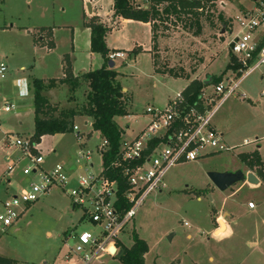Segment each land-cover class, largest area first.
Masks as SVG:
<instances>
[{
  "label": "rangeland",
  "instance_id": "374dc122",
  "mask_svg": "<svg viewBox=\"0 0 264 264\" xmlns=\"http://www.w3.org/2000/svg\"><path fill=\"white\" fill-rule=\"evenodd\" d=\"M63 1L0 0V28L4 26V18H11V23L28 28L70 24L78 30L80 24L77 6L68 7ZM60 5L65 7L64 13L59 12ZM252 5L253 0H228L225 13L221 10L217 12L222 16L224 23L213 19L211 25L208 21L202 20L206 22V30H201L197 37L193 36L196 28L187 30L183 27L184 20L180 22L173 18L171 22H167L170 24L159 25L161 28L159 31L164 37L175 39L166 46L168 49L166 52L169 53L160 62L162 68L166 67L164 71L166 77L153 75L146 54H140L134 63L127 62L125 66L120 64L122 76L119 81L128 91V95H125L127 116L116 118L115 122L119 129L125 132V136L122 134L124 138L137 134L147 125L146 107L162 108L164 100L184 90L193 75L197 76V72L200 81L206 80L208 76L222 79L224 66L226 68L231 60L228 48L230 37L227 34L231 21L228 17L237 18L241 11L251 8ZM94 19L100 23L98 19ZM113 26L114 24L111 23L110 27ZM132 27L125 26L122 33L124 37L117 38L116 45L123 46V49H133V45L146 44L145 30ZM222 30L225 31L224 34L220 33ZM54 34L55 36L51 34L50 37H54L55 45L49 48L47 54L41 52L48 48L46 39H43L46 43L43 47L38 40L37 46L41 50L33 52L30 40L17 37L11 32L5 33L0 29L1 61L5 62V53L8 51L13 52L14 56L11 63L7 60L8 74L0 81V195H3L7 180H10L7 191L10 195L18 193L30 184V180L21 174L25 162L16 164L12 172H7L10 166L8 159L18 156L16 149L9 147L7 136L12 134L19 138L31 137L29 136L33 130L31 78L32 76L39 79L53 78L58 71L59 56L68 52V44L72 38V34L62 29ZM159 35H161L159 32L155 34V36ZM16 43L21 47L16 48L19 46ZM54 49L56 50L51 52ZM203 52L204 54L201 55ZM96 56L99 59L98 55ZM98 62L97 60L93 63L94 70L98 68L96 67ZM201 62H203L202 66H200ZM213 62L215 63L212 64ZM119 63L122 62L116 59V66H120ZM209 65L211 66L207 72ZM22 66L25 68L24 72L19 71ZM174 74L178 77H170ZM189 75L190 78L186 79L185 77ZM237 80L239 78L235 79ZM153 84L155 88L152 87ZM211 86L209 85L208 91H211ZM85 92L86 88L81 84L75 95V102L79 107L85 103ZM262 92L264 93V66L240 81L236 93L220 104L211 120L218 133L223 131L226 134L227 131L231 140L238 146L227 153L170 168L164 176L165 188L162 192L148 195L132 222L126 226L120 236L122 246L128 248L131 245L134 232L147 244L145 264H264V224L258 236L259 246L254 249L250 244V240L255 236L252 228L247 227L241 233L236 232L230 239L217 240L211 235L213 230L211 217L214 215L212 208H218L221 202L227 205L226 211L232 207V203L239 202L244 209L240 211L242 216L250 219L261 218L264 221V183L257 187L249 185L229 198V195L238 188V184L225 192H219L208 178V174L217 172L215 171L218 170L217 168L240 167L241 162L237 155L248 152L250 154L257 145L262 147L261 155L264 158V94L262 95ZM54 93V100L60 105L66 103L70 96L65 87ZM4 99H9L8 102L14 106L9 113L3 111ZM19 120L22 121V125L18 124ZM86 123L91 124L90 121L77 117L74 125L82 133L81 138L86 148L93 152V172L97 173L100 169V158L94 152L102 145L103 140ZM226 138L225 135L224 143ZM244 139L250 144H242ZM38 150L45 158L44 168H50L55 163L66 165L60 156L75 157L78 142L74 133L47 136L40 141ZM248 202L256 206L255 211L248 212ZM81 216V209H73L68 196L59 190H53L31 205L21 218L0 236V256L15 260L17 264H66L64 255L68 247H73L70 234L91 230L88 223L80 221ZM219 217L221 214L217 218ZM215 227L217 228V224ZM220 234L221 231L216 232V235ZM92 264L122 263L103 255L100 260Z\"/></svg>",
  "mask_w": 264,
  "mask_h": 264
},
{
  "label": "built area",
  "instance_id": "2783aa9c",
  "mask_svg": "<svg viewBox=\"0 0 264 264\" xmlns=\"http://www.w3.org/2000/svg\"><path fill=\"white\" fill-rule=\"evenodd\" d=\"M188 1L213 5L218 12L225 13L228 0ZM141 2L138 6L142 9L150 5L149 0ZM228 19L231 21L227 33L231 60L221 81L212 84L211 91H208L209 86L204 87L194 102L183 92H178L162 108L146 107L147 125L132 136L124 138L125 133H122L118 153L111 164L112 168L120 169L126 186L121 196H118V183L103 174L102 157L108 149L105 140L94 152L100 158V169L94 173L93 152L86 148L76 125L72 127L78 142L74 169L62 163L44 168L45 158L40 154L38 144L32 143L30 137L9 134L8 145L16 149L18 156L8 159L7 172L25 162L21 174L30 180V184L1 203L0 236L31 205L51 191L59 190L71 199L73 209H81L80 221L91 227L90 231L70 234L73 247H68L64 255L66 264H92L103 255L114 258L110 249L116 252L121 248L120 236L126 226L148 195L162 192L165 188L163 179L170 168L232 151L234 148L224 143L222 134L213 128L211 120L220 104L236 93L240 81L264 66V0H253L251 8L241 11L237 18ZM123 57V53L114 52L109 55V60ZM6 75L7 66L0 59V81ZM236 78L239 80L235 81ZM13 109V105L6 103L3 111L9 113ZM247 206L253 209L255 205L249 202Z\"/></svg>",
  "mask_w": 264,
  "mask_h": 264
},
{
  "label": "trees",
  "instance_id": "16d2710c",
  "mask_svg": "<svg viewBox=\"0 0 264 264\" xmlns=\"http://www.w3.org/2000/svg\"><path fill=\"white\" fill-rule=\"evenodd\" d=\"M149 2L150 5L147 9H142L136 4V0H113V17L149 23L152 25L153 33L161 32L159 31L161 29L159 25L166 26L170 24L167 22H171V19L176 18L180 22L184 20L183 27L185 29L192 30L196 28L193 33L195 37L198 36L201 30H206V22L204 21H208L211 25L213 19L224 23L222 16L219 13L217 14L218 11L215 7L206 3L202 4L188 0H149ZM85 27L90 31V52L101 56L105 63L98 70L74 78L69 58L68 56L64 57V78L59 80L58 83L69 87V100H71L80 83L85 85V103L80 107L60 110L57 107H52L43 96V92L46 89L53 88L56 81L50 80L45 85L43 81L33 79L31 87L34 129L30 138L32 143L39 144L44 136L72 133V127L77 117L90 121L92 131L98 133L101 139L108 144V149L102 157L104 177L118 183V196H121L126 186L122 181L120 169L112 168L111 164L115 161L123 133L117 126L115 119L127 116V111L125 108V94L122 92L123 88L117 80L119 73L114 69H108L110 51L106 47L105 36L111 30V27L97 23L94 18L85 22ZM163 29L167 30L166 27H163ZM156 38L157 36L154 35V42ZM132 54H136V50H133ZM155 65L157 64L155 63ZM229 68V65H227L225 71ZM171 77L177 78L178 76L174 74ZM211 78L210 85L221 81V78ZM204 87L206 86L201 81L192 80L184 89L183 95L189 101L194 102ZM237 157L241 164L261 176L264 183L263 164L257 151L250 154L242 153ZM121 248L124 250L122 257L119 259L122 264H145L144 255L147 253L148 247L143 240L138 238L136 233L132 234V245L129 248L121 245ZM0 264H17V261L0 256Z\"/></svg>",
  "mask_w": 264,
  "mask_h": 264
},
{
  "label": "crops",
  "instance_id": "0c3cea01",
  "mask_svg": "<svg viewBox=\"0 0 264 264\" xmlns=\"http://www.w3.org/2000/svg\"><path fill=\"white\" fill-rule=\"evenodd\" d=\"M27 1H30V0H27ZM57 2H58V0H57ZM63 2H65L66 6H68V7L73 6V5L77 6L76 10H78V13H79V24H80L78 30H75L74 27L70 24H66V25L51 24V26H37V27L31 26L28 28L27 26H24V25L19 26V24L11 23V21H12L11 18H7V19L4 18V22H3L4 26L2 28H0L5 33L11 32L12 34H15L17 37L30 40V45L32 47L33 52H36L37 50H41V48L39 49L37 46V45H39L37 43V41L39 40L40 45L43 47L46 44L43 39H46V41H47L46 45L48 48L41 50V52L47 53V54H49V48L53 47V44L55 45L54 37L53 36L50 37L51 34H53L55 36L54 33L59 31L60 29H62L66 33L72 34V38L70 40V43L68 44L69 45L68 52L61 54L59 56V59L57 61L58 71H57V73H55V76L53 78L52 77H42L41 79L32 76V78H31V82L33 79H38V80L43 81L45 83V85H47L48 81H50V80L56 81V84L53 88L46 89L43 92V96L46 98V100L49 102V104L52 107H57L58 110H60V109L75 108L76 106H78L77 102H75V95H76V92L79 91L80 85L83 83H80L78 89L75 91L74 95H72L71 100H69L70 96L67 98L66 103L60 105V104H57L54 100V94H55L54 92L56 90L60 89L61 87L67 88L68 94H69V87L65 84L58 83L59 80H62L64 78L63 68L65 65V62H64L65 56H68V58H69V62H70L71 68H72V70H71L72 76L74 78H79L84 74H87L91 71H94L93 67H95V66L93 65V63H95L97 60L99 61L98 66H96L98 68H95V70L100 69L105 63L104 60L101 58V56H99L98 54H93L90 52V31L88 28L85 27V22H87L88 20H90L92 18L98 19L100 24H103V25L110 26L111 23L114 24V26L111 28V30L105 36V44H106L107 49L110 51V54H112V52L113 53L114 52H121L124 54V57L119 59L120 62H122V63H119V65L121 64L122 66H125L127 62L129 63L132 61L134 63L136 58L140 54H146L150 60L151 70H152L153 75H160L162 77H166L165 72H164L166 67L162 68L160 65V62L162 60H164L165 55L169 53V52H166V50H168L166 46H169L171 43H173L172 41L175 39L166 38L162 35V32H159V33H161V35L157 36V38L154 42L153 37L158 32L153 33L151 24L135 22L132 20L118 19V18L113 17V0H64ZM141 3H142L141 0H136L137 5H140ZM87 6L90 7L91 13L87 12ZM147 7L148 6H143L144 9H147ZM58 10H59V12L64 13L65 7L60 5ZM132 25L135 27H132ZM125 26H130V27L135 28V29L140 28V29L145 30V32L147 34L146 44L133 45L134 46L133 49H131V48L123 49V46L120 47V46L116 45L115 40L117 38L123 39V37H124V34H122V33H123ZM16 44L19 45L16 48L21 47L19 43H16ZM134 49L137 50V53L135 55L130 54L131 51H133ZM55 50L56 49L51 50V52L55 51ZM203 54H204V52L201 55H203ZM96 55H98L99 59L96 58L97 57ZM13 57H14L13 52L8 51L5 53V62L3 61V63L7 66V74H8L7 60H9V62L11 63V59ZM215 62H213L212 64H214ZM112 63L114 65L113 69L119 73L117 80L120 83L119 79L122 76V73H120L121 65L116 66L115 60L112 61ZM155 63L157 65H155ZM202 63L203 62H201L200 66H202ZM162 64L164 67V63H162ZM211 65L207 66V70H206L207 72H209ZM179 66L182 67V69L186 70L183 65L179 64ZM31 68H32V66H30V69ZM198 70H199V68H198ZM224 70H225V66H224ZM19 71L24 72L25 68L22 66L19 68ZM157 71H160V72H157ZM194 75H196V74H194ZM194 75L191 78V80L189 81V83L192 80H195V79L198 80V78H197L198 72H197V76H194ZM210 77H212V76H210ZM185 78L189 79L190 75L185 77ZM262 79L263 78L261 77L260 80H262ZM198 81H200V80H198ZM204 81L201 80L202 83ZM163 83H165V81H163ZM189 83H187V86L189 85ZM83 86H85V85L83 84ZM121 87H122V85H121ZM152 87L155 88V85L153 84ZM122 88H123L122 92L125 95H128V91L126 90V88H124V87H122ZM183 91L184 90H182L181 92H183ZM173 96L167 97V99H165L164 102L162 103L163 106ZM31 99H32V97H31ZM8 101H9V99H4L5 104L6 103L10 104ZM31 112L33 113V100H32ZM33 119H34V114H33ZM18 124L22 125V121L19 120ZM87 125H89L91 127V124H87ZM212 126L214 129H216V126L214 124H212ZM33 129H34V122H33ZM225 132H226V134H224L223 131L221 132L223 138H225V135L227 137L226 138L227 141L225 140V143H227V145L229 147H233V148L237 147L238 145L234 144V141L231 140V137L229 134H227V131H225ZM32 134H33V130L31 132V134H29V136H32ZM45 137H47V136L42 137L40 141H42ZM89 138H90V136H89ZM242 142H243L242 144H245V142H248V141L244 139ZM39 144H38V146H39ZM261 150H262V147L260 145H257L255 147V149L253 151H251V153L254 151L258 152V154L261 158L262 164H263V172H264V158L261 155ZM248 153H245V154H248ZM240 154H242V153H240ZM73 158L75 159V157H73ZM73 158L68 157L67 155L60 156V159H62L63 162L66 163V165H68V167L70 169H74V162H73L74 159ZM221 168L222 167L217 168L218 170H215V171H217V172H234L237 170H241L245 175L247 173H252L256 177V179L258 181L257 185H255L256 187L263 183V179L261 178V176L257 175L254 171H250L243 164H240V167H236V168H230V169H227V168L221 169ZM219 169H221V170H219ZM9 184H10V180H7V183L5 185L6 187L3 189V195H0V208H1V203L10 196V194H8V192H7ZM247 186H249V184L246 181L239 183L238 188L233 193H231L229 195V198L234 197L235 194H238V192L242 188H245ZM250 186L254 187V185H250ZM13 194H16V193H12L11 195H13ZM198 200H199V198H198ZM225 206H227V205L223 204V202H221V204L219 205L218 208H215V207L212 208L214 215L211 217V225L213 227V230L211 231V235L213 237L217 238V240L230 239V238L235 236L236 232L241 233L242 231L245 230V228L247 229V227L252 228L253 234L255 236H254L253 240H250L251 241L250 244L253 246L252 249L258 247L259 246L258 236H260L259 233H260V230L262 229L264 221L261 218L255 217L253 219H250V218H246V217L242 216L240 214V211H243L244 209H243V205L240 204L239 202L232 203V207L231 208L229 207V210H227V211H226ZM247 210H248V212H253L256 210V206H254L253 209L248 208ZM219 214H221V217L217 218ZM214 219L216 220L215 222L213 221ZM216 224H217V228L215 227ZM218 231H221L220 235H216V232H218ZM188 238H189V236H188ZM257 240H258V242H257ZM131 245H132V243H131Z\"/></svg>",
  "mask_w": 264,
  "mask_h": 264
},
{
  "label": "water",
  "instance_id": "95a60500",
  "mask_svg": "<svg viewBox=\"0 0 264 264\" xmlns=\"http://www.w3.org/2000/svg\"><path fill=\"white\" fill-rule=\"evenodd\" d=\"M87 12L91 13L90 7L87 6ZM225 31L222 30L221 34H224ZM112 61H109L108 63V69L113 68ZM212 78L208 76L206 80L203 82L204 86H209L211 84ZM124 91V90H123ZM208 178L211 182V184L216 188L219 192H225L229 188L242 183L247 182L249 185H257L258 181L256 177L252 173H247L246 175L241 171L237 170L234 172H211L208 174ZM171 236L168 237V240H170ZM124 253V250L122 248L117 249L115 252L114 249H110V254L114 255V258L119 260Z\"/></svg>",
  "mask_w": 264,
  "mask_h": 264
}]
</instances>
